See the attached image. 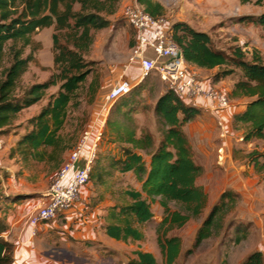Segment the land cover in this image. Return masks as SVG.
Returning <instances> with one entry per match:
<instances>
[{
  "label": "trees",
  "instance_id": "trees-1",
  "mask_svg": "<svg viewBox=\"0 0 264 264\" xmlns=\"http://www.w3.org/2000/svg\"><path fill=\"white\" fill-rule=\"evenodd\" d=\"M241 1L244 4L250 2ZM119 2L120 0H0V138L10 134L20 114L38 105L51 88L59 86L58 94L52 95L48 104L38 115L30 118L23 132L17 135L19 138L11 151L13 157L18 156L24 162L58 161V164L65 152L71 148L61 136V131L68 117V109L78 91L95 72V63L87 62L84 55L94 45L92 32L110 27L111 22L106 16L116 12ZM137 4L154 17L163 16L164 8L155 0H137ZM256 4L264 8V0H256ZM75 6L80 9L75 10ZM239 22L264 28V12L258 16H243ZM50 28L55 31L52 40L56 73L48 81L34 84L23 95H17L22 77L34 62V53L24 57L23 48L17 49L16 45L23 43L24 48L32 46V37L37 32ZM171 38L179 46L189 65L207 70L227 68L216 74L214 81L218 83L233 78L235 84L229 92L230 99L248 100L244 110L233 116L235 125L244 129L243 143L264 140V60L261 53L257 49L246 51L240 44L235 46L231 54L217 50L213 48L209 34L196 31L186 23L173 24ZM8 44H12V59L8 67H3ZM133 45L134 35L131 47ZM146 79L133 86L129 94L113 102L105 130L102 132L99 150L106 139L118 149V154H114L113 150L105 155L99 152L93 163L89 183L105 186L116 173H133L142 183L141 191L126 192V196L133 203L122 207V216L134 217L140 225L147 224L154 217L152 204L160 198V205L165 212L162 225L182 228L190 221L191 216L200 217L208 204L207 193L198 185L204 168L196 163L192 146L184 131L185 126L200 116L202 110L184 103L173 91L167 90L160 96L154 108L162 126L161 141L156 145L150 133L139 136L134 116ZM95 84H91L94 94L97 90L94 89ZM74 106H78V103H74ZM138 150L149 152V166ZM262 159L264 160V154L256 151L246 156V161L258 172L264 171ZM25 199L20 195H5L0 189V212H7L9 204ZM239 199L240 195L234 191L222 193L197 230L193 248H198L213 236L217 217L229 204H236ZM171 202L184 205L189 214L171 212ZM124 224L129 228L131 222L129 220ZM117 228L108 226L109 232L115 236L117 233L113 231ZM8 231L7 219L0 217V264H15V245L6 239ZM120 233L127 238H143L137 230L124 229ZM242 238L238 237L237 241L241 242ZM159 244L162 252L167 254V264H174L180 253L179 239H168L167 246L162 241ZM191 252L192 250L189 251ZM138 256L139 263L131 261L129 264H156L150 254L139 253ZM241 264H264L263 254L256 251Z\"/></svg>",
  "mask_w": 264,
  "mask_h": 264
},
{
  "label": "rangeland",
  "instance_id": "rangeland-1",
  "mask_svg": "<svg viewBox=\"0 0 264 264\" xmlns=\"http://www.w3.org/2000/svg\"><path fill=\"white\" fill-rule=\"evenodd\" d=\"M155 1L163 6V16L171 23H186L196 31L209 34L212 38L213 48L231 54L235 46L240 44L246 51L257 49L264 58V28L239 22L243 16H258L264 12V8L256 4V0H250L246 4L241 0ZM129 5H138L137 0H120L116 6V12L106 16L111 22L110 27L92 32L95 42L91 51L84 55V58L87 62L95 63V72L89 76L87 82L78 91L77 97L74 98L68 109V117L61 131L64 141H67L72 149L81 141L85 132L97 131L103 120L108 119L109 111L113 105L110 93L117 84L126 81L133 86V72L138 73L137 80H144L141 76L139 63L130 62L131 40L134 31L124 15V9ZM79 9V6H75V10ZM54 32V28L37 32L32 37V46L24 48L23 43L16 45L17 49L23 48L24 57L34 53V62L22 77L17 95H23L34 84L48 81L56 73L53 62L52 36ZM62 42L64 41L62 40ZM11 46L12 44H8L5 48L3 67H8L11 63ZM223 69L227 68L214 70L196 68L203 83L211 88L219 89L229 96L233 78L224 80L225 82L220 86L216 85L220 82L214 81L216 74ZM93 82L96 83L95 94L91 90ZM143 86L144 90L139 98L138 110L134 116L137 132L139 136L143 133L152 134L157 143L162 139L160 133L162 126L154 113V108L160 96L167 91V87L157 74L146 79ZM58 92L59 86L51 88L38 105L19 115L9 135L0 138V189L5 192V195L8 194L6 187H8L9 180H15L18 185L21 183L22 186H19L23 188V191H49L54 177L52 172L58 161L56 163H39L33 160L24 162L18 156L13 157L11 151L19 138L17 135L23 132L27 121L38 115L42 108L48 104L51 96L57 95ZM230 100L231 106L227 109H212L201 100H195L188 104L202 110L201 115L186 125L184 131L192 146L196 163L204 168L198 185L205 189L208 195V204L200 217L191 216L190 221L183 228L163 226L159 219L143 228L144 239L140 241L138 248L152 252L158 264H167V254L162 252L159 241L167 246V240L173 236H176L180 241V255L174 264H241L256 251H260L264 257V171L258 172L246 161L247 154L253 151L264 154V140L243 143L244 129L235 125L233 117L228 116V112L233 108L245 106L243 103H247L248 100ZM74 103H78V106H74ZM104 130L105 124L102 132ZM111 147L112 145L104 139L99 150L100 153L99 151L98 153L105 155L109 153ZM221 148L225 152L223 160L219 158ZM68 155L69 153L65 159L68 158ZM227 156L230 158L226 159ZM263 161L262 159L261 163ZM108 183L110 186L107 189L98 188L92 182L86 185L82 192H85L87 199L86 201L81 199L78 202H83L85 205L84 212L92 214L97 207L96 201L103 195L105 208L99 210L100 213L97 217V219H103L105 212L108 211V205H114L117 202L125 203L121 197L122 189L137 187L134 178L121 176L117 173ZM229 190L239 194L240 199L236 204H229L225 211L217 217L213 236L198 248H193L197 230L213 206L219 201L222 193ZM19 195L25 197V200L45 198L33 192L18 193L14 196ZM73 206L68 210V213L74 209ZM169 208L171 212L189 214L186 207L180 203L171 202ZM162 211L158 208L155 210L163 219ZM7 214L6 211L0 212V217L6 219ZM62 215L63 212L56 219ZM84 215L86 216V214ZM60 233L63 232L60 231ZM240 236L243 238L241 242H238L237 238ZM63 237L65 236L61 235L58 238ZM60 245L59 243L57 246ZM135 249L137 246L133 250L131 248L120 250L118 248L115 252L109 250L107 256H117L113 264H124L127 260L132 259ZM191 250L192 252L189 253ZM50 259L48 264H53V257ZM58 260H61L60 257Z\"/></svg>",
  "mask_w": 264,
  "mask_h": 264
},
{
  "label": "crops",
  "instance_id": "crops-1",
  "mask_svg": "<svg viewBox=\"0 0 264 264\" xmlns=\"http://www.w3.org/2000/svg\"><path fill=\"white\" fill-rule=\"evenodd\" d=\"M202 32V31H201ZM206 33V32H205ZM248 48V47H247ZM251 50V49H250ZM150 56L154 57L153 53H150ZM263 57V56H262ZM264 60V58H263ZM138 79V73L133 72V86L138 85L142 80ZM229 79V78H228ZM225 81H222L217 86H220ZM235 84V80L231 79V89ZM243 103V105H245ZM245 106H240L239 108H233L228 112V116L233 117L236 113L242 112ZM106 123V118L103 120L101 127L95 131H102L104 124ZM18 140V139H17ZM159 141H157L156 145ZM14 148V147H13ZM71 148L65 152V157L61 158L59 163L56 165V168L53 169L52 175H55L58 170L62 167V165L67 161V154L72 151ZM49 152L50 149H46ZM109 150H113L114 154H118V149L113 145ZM99 151V150H98ZM100 152V151H99ZM138 153L143 156L144 161L147 166H149L150 162V154L149 152L138 150ZM69 157V155H68ZM230 156H227L226 159H229ZM63 164L61 165V163ZM47 163V162H43ZM251 168V167H249ZM121 176H131L135 179V183H137V187L135 189H131L125 187V189L121 190L122 200L125 203H119L108 205V211L105 212L103 219L97 217L99 216L100 209L104 207V197L103 195L99 197L97 202V207L92 214H87L84 212L85 205L83 202L74 205V209L68 213V211L64 212L61 217L58 219L51 221L47 224H44L38 227V234L36 238H34V246L31 245L33 240L32 231L33 227L30 224V218L35 214L36 210L41 207L46 201V195L48 192L44 191H23L22 184H16L15 180H9L8 187L6 190L8 192L7 195L14 196L18 193L25 192H33L35 194H39L41 197L45 198H31L30 200H23L19 203H11L9 204V208L7 211V223L9 225V231L6 235V239L15 245V264H48L53 257V264H113L117 256H107V253L116 250L131 248L134 249L137 246V249L132 253V259L127 260L124 264H129L131 261H135L136 263L140 262L139 253L150 254L154 257L157 263V259L154 254L150 251H144L138 248L140 241L144 239V231L143 228L151 222L155 220H160L162 222L165 218V212L162 206L160 205V198L156 199V202L152 204L151 211L154 215L151 222L147 224L140 225L136 222L134 217L127 218L122 216L121 209L122 207H126L131 205L133 201L126 196V192L128 191H141L142 183L137 180L133 173L128 174H120ZM6 186V185H5ZM19 186V187H18ZM110 183H107L105 186H97L98 188H109ZM110 190V189H109ZM205 190V189H204ZM87 197H85V192H82V201H86ZM120 204V205H118ZM162 209L164 213V217L159 216L158 213L155 212L157 209ZM116 208V209H114ZM156 208V209H155ZM71 209V208H70ZM69 209V210H70ZM86 214V216L84 215ZM115 217V220H114ZM131 224L129 228L124 224V222L129 221ZM99 222V223H98ZM188 224V223H187ZM186 224V225H187ZM185 225V226H186ZM108 226H116L118 227L114 233H117V236L113 235L111 231L109 232ZM169 226V225H168ZM184 226V227H185ZM183 228V227H182ZM137 230L143 238L138 240L132 237H124V234L120 233V230ZM63 232V233H60ZM65 236L63 238H58L59 236ZM120 237V238H119ZM173 236L172 238H175ZM177 238V237H176ZM60 246H57L58 244ZM110 250V251H109ZM180 255V253H179ZM60 257L61 260H58ZM64 259V260H63ZM109 260V261H108Z\"/></svg>",
  "mask_w": 264,
  "mask_h": 264
},
{
  "label": "built area",
  "instance_id": "built-area-1",
  "mask_svg": "<svg viewBox=\"0 0 264 264\" xmlns=\"http://www.w3.org/2000/svg\"><path fill=\"white\" fill-rule=\"evenodd\" d=\"M124 15L134 31L130 62L139 63L142 79L157 74L167 90L173 91L186 104L201 100L212 109L231 106L227 94L203 83L196 68L185 61L181 49L171 38L173 23L169 19L165 16L154 17L140 5L126 6ZM149 51L154 57L150 56ZM132 88L126 81L117 84L110 93V100L115 102L129 94ZM101 140L102 131L85 132L54 175L46 201L30 218L33 227L31 245L34 246L40 225L56 219L61 212L68 211L82 199V191L89 183ZM219 152V158L223 160L224 149L221 148Z\"/></svg>",
  "mask_w": 264,
  "mask_h": 264
}]
</instances>
